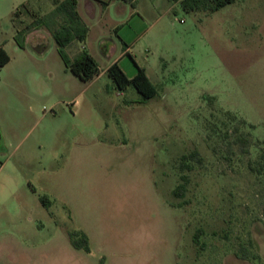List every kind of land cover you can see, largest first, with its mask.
Listing matches in <instances>:
<instances>
[{
	"label": "rangeland",
	"instance_id": "rangeland-1",
	"mask_svg": "<svg viewBox=\"0 0 264 264\" xmlns=\"http://www.w3.org/2000/svg\"><path fill=\"white\" fill-rule=\"evenodd\" d=\"M27 1L0 0V264H264V170L250 168L264 163V0L214 12L78 0L90 32L66 51L96 58L89 81L46 27L19 46L12 16ZM33 1L40 15L54 7ZM119 59L129 77L144 67L158 94L119 90L106 73ZM194 149L202 163L177 198ZM76 231L89 252L72 245Z\"/></svg>",
	"mask_w": 264,
	"mask_h": 264
},
{
	"label": "trees",
	"instance_id": "trees-1",
	"mask_svg": "<svg viewBox=\"0 0 264 264\" xmlns=\"http://www.w3.org/2000/svg\"><path fill=\"white\" fill-rule=\"evenodd\" d=\"M236 0H182L185 9L191 10H206L217 11L228 4L234 3ZM53 9L44 15H40L35 10V3L33 0H28L15 10L12 16V21L16 25L15 39L19 46H25L27 36L41 27H46L54 37L58 51L64 60L66 66L71 69L73 73L79 76L84 81H89L95 76L99 75L101 68L96 58L87 51H81L74 58H71L66 51V48L73 42L78 41L84 43L89 34V26L84 21L80 11L78 0H51ZM102 5L107 6V1L100 0ZM26 14L31 21L26 22L20 20ZM10 61V55L3 46H0V69ZM106 73L114 80L119 90H127L129 86L133 85L137 91L142 95L143 101H146L158 94V87L149 77L144 67H138L137 73L133 77H129L122 69L119 61L111 64ZM236 119V116L233 115ZM245 123V120H242ZM238 129V128H237ZM230 130H227L228 136ZM242 145V149L248 152V138L245 135H239L237 138ZM202 157L198 149H194L189 153L183 154L181 157V174L180 182L173 189V194L177 198H184L189 190L191 178L189 172L194 169L192 161L202 163ZM250 168L258 173L264 170V163L257 160L256 163H250ZM45 206H49L50 201L47 197L41 198ZM204 233L202 228H198L193 236V242L196 245L202 246L201 236ZM72 245L76 249H83L90 251V238L85 232L76 231L70 234ZM246 249V248H244ZM258 258V256H254Z\"/></svg>",
	"mask_w": 264,
	"mask_h": 264
},
{
	"label": "crops",
	"instance_id": "crops-1",
	"mask_svg": "<svg viewBox=\"0 0 264 264\" xmlns=\"http://www.w3.org/2000/svg\"><path fill=\"white\" fill-rule=\"evenodd\" d=\"M92 1H93V2H91V3H92L93 5H95L96 2H98V3L100 2V0H92ZM94 1H95V2H94ZM102 1H104V0H102ZM100 3H101V2H100ZM81 15H82V13H81ZM82 17H83V19H84V21H85L84 15H82ZM85 22H86V21H85ZM86 23H87V22H86ZM89 32H90V27H89ZM31 33H32V32H31ZM31 33H30V34H31ZM88 35H89V34H88ZM27 39H28V37H27ZM103 43H104V42L101 43V46H104ZM118 61H120V59H119ZM102 72H103V71H102ZM135 74H136V73H135ZM133 76H134V75H133ZM133 76H132V77H133Z\"/></svg>",
	"mask_w": 264,
	"mask_h": 264
}]
</instances>
